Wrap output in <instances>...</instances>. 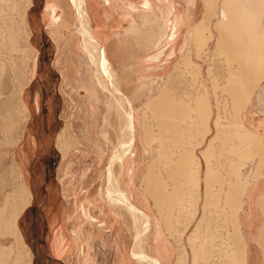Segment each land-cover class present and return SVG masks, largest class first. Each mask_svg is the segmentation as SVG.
I'll return each mask as SVG.
<instances>
[{"label":"crops","instance_id":"1","mask_svg":"<svg viewBox=\"0 0 264 264\" xmlns=\"http://www.w3.org/2000/svg\"><path fill=\"white\" fill-rule=\"evenodd\" d=\"M179 3L181 7H184H182L183 11L186 12L187 15H189V12L194 13L195 11V19L192 21V23H196L200 19H197L196 15V8H198V5L197 7L196 5L194 7V4H187V6L180 0ZM179 3H174V5H176L177 8H180ZM118 6H120L121 9L123 8V13L121 14V17L118 18V20L120 19L121 21L125 18L127 19V22H129V26L125 31L126 35H128L130 32H137L141 34L143 31H145L140 25L137 24L136 21V19L139 17L142 18L145 22L149 21L147 20L146 14L144 17L142 13L144 11L145 13L150 12L151 15L152 13L154 14L156 18L152 19V24H150L152 25V27L156 25V19L157 17H159V14L157 13V9L156 12L154 9H150V5H147L144 2L138 4L136 0H123V3H114V0H112V3H107L104 9L108 11L109 9L113 8L114 12H120ZM167 6L169 7L170 5L167 4ZM97 10H99V7ZM161 17L164 18V15H162ZM96 18L98 20V24L96 25L98 29L96 36L99 38L100 43H102V45L106 49V53L108 54L114 69L121 77L122 82V79L125 78L124 74L127 68V65H125L124 63V58L112 59V55L108 51L110 43L116 41L115 38L118 37V33H111L109 26L105 28V23H102L99 20L98 14H96ZM163 20L164 21L162 22L164 24V29L166 30V28L168 27V23L165 19ZM188 27L190 28V26ZM189 28H182V33L186 32V29ZM163 32L165 31H161V34L159 32L160 36L158 37L157 41H154L153 39V32H148L153 40L152 42H154V44L158 46V51L155 52V54L150 55L147 59L142 58L140 60H150L153 55L162 53L160 46L162 45V38L165 37V34H163ZM123 41L120 40V43H123ZM124 42H127V40L125 39ZM192 43L194 42L192 41ZM163 44H165V42ZM183 47L184 46H182L181 49L182 57L184 54ZM165 53L167 54V51ZM162 55L160 58L164 59L165 55ZM174 55L175 56H173V58L177 56V52H175ZM117 60L121 65H125L124 72H121L119 68L115 66V62ZM141 66L142 72H140V75L138 76V80L140 81L141 85L146 86L147 82H145V80H147L149 77H153L152 83L159 82L157 81L156 76L162 75V66H159L158 69L152 66V68L148 71H146L147 66ZM154 69L156 71H154ZM155 72H157V74H155ZM142 76L145 77L143 78ZM141 78L143 79V81ZM163 87L164 84H162L160 90H162ZM263 88L264 85L256 92L254 96H252L253 94L251 96L246 95L247 97L245 99L243 108L241 109V112H239V114L237 113L239 116L235 118L233 117L236 116L234 113L233 115H229L230 117H228V115H219L218 118L216 117V115H213V117H211L213 119H208V117L200 114V109H196L197 103L195 102V100H193V105L190 103H188V105L191 106L190 109H192L194 113L190 116L191 119H186L184 122L183 119L180 118L174 119V121L176 120L175 122L177 123L172 121L173 119H155L154 121L152 119L154 123L152 122L150 124L151 119H147L150 124V131L152 130L153 132L151 131L150 135H148V131L145 130L146 135L143 144L142 171L144 186L142 250L145 254V257L143 261H141L142 263L135 260L136 257L131 255L130 253L134 249H136L138 242V240L136 241L134 238L136 235V226L134 225L135 218H132L129 215H123L124 217H121L122 214L119 212H113V214L112 212H106L101 209V199L99 198V191L102 189L103 185L99 187L97 191V195L92 203L93 206H87L86 202L80 204L78 203V200H76V203H78L77 210L73 211V213L70 212L72 213L71 216H69L70 213L68 212L66 215V223L62 222L63 225L66 226V229L68 231L59 227V231H55L54 233L57 234L62 241H60V243L63 244V247L60 248V252L62 254L69 253V251L73 248L71 250L72 255L70 254L69 256L71 257V259L68 260L65 259L64 256H58L59 252L57 253L55 252L56 250L54 251L53 249L52 253L54 257L49 254L48 258H50V260L56 261V264H60L59 261H61L62 264H102L98 259L91 257L92 251L94 250L95 252H97L96 248L98 247L97 243L99 241H102L103 246H107L110 242L107 237H109L110 235L113 238V241L110 237L109 238L111 239V242H114L113 246L116 249L115 256H118V259L112 264H264ZM145 90L146 87L140 94L145 95ZM160 90L157 93H159ZM122 91L126 95L131 97L133 102L135 101L134 97L136 95H130L124 89L123 83ZM87 92L89 99L87 101V106L90 108H87V110L85 108V110L87 111V114L85 115V121L87 122V124L85 125L86 145L89 148L95 147L99 155H102L103 150L105 151V147L101 143L97 142V138L93 136L98 133L99 136L103 138L101 131L104 126V121H102V124L96 123V121H99V119H97V117L96 119H94V115L97 114V116H100L102 103H104V106L107 108L105 104L106 98L104 99L102 95H98L96 96L97 99L93 101L94 99L92 100L91 98H89L90 91L88 90ZM56 93L58 96V91ZM59 93L62 96L60 90ZM204 93L205 92H201L200 94L194 95L193 97H203V101L206 100L205 102H208L207 95L206 93ZM155 95H153L147 102L152 100ZM34 96L35 95H32L31 93V104H33V106L35 105L36 109L33 110L32 113L37 112V117H39V113H41L42 119H40L39 123H35L36 125L34 124V121H36V119H32L30 124L33 129L30 135H28L26 127L23 130V134H26V136L24 135L23 137L22 145L24 156L21 159L19 158L20 161H17L18 163L20 162L19 165L21 167V170L24 171L30 169L32 170L35 157L38 158V154L44 150L43 148L49 139L52 138V140H55L56 138V144L58 143L59 137L60 139L62 138L61 135L64 127V122H61L63 120L62 116V119L58 118L60 113L59 107L55 108V119L48 118L46 115L47 108L44 105V101L46 98H43V101L40 102V106L37 107ZM147 102L144 105H146ZM178 103H180V101H178ZM181 103L184 105L183 102ZM105 117H108V119L110 118L112 123L113 120L116 119L114 113L110 112L108 109L106 115L103 114L102 119H105ZM31 118L32 117L30 116V119ZM73 118L74 117H72V114L70 113L68 115V119ZM221 118H231L233 119V121L230 119V121L224 123V120H222ZM59 121L60 123H62V126L58 130V135L55 133L53 135L50 130L48 131L47 125L52 126L56 122L59 123ZM41 124L43 132L45 133V135H47L46 139L43 138L44 134L41 133V129H39V131H35L36 133L33 132L34 130L38 129ZM70 124H74V122H71ZM174 124H178L179 126H176ZM237 124H240V126ZM170 125L174 127H170ZM36 126H38V128H36ZM168 126L172 130L168 128ZM163 127L166 129H170L171 131L176 129V136H173L174 138L177 137V140L175 141L176 144L175 146H173L174 148L171 146L169 147L170 144L165 142V145L162 144L160 146V149L162 151H166L163 152L165 153L164 156L167 157L168 155H170L165 159L170 160L171 158L169 157H172V159L171 162L169 161L168 163H152L153 151L148 146L149 138L152 136L151 134L158 130V139L159 137H165L164 139H171V137L167 138V136H170L171 131H166ZM69 128L70 129L66 131V134L68 133L69 136H72L76 145L82 146V143L80 142L81 137H78V134L75 132V130H73V127L69 126ZM238 128L241 129V131ZM224 131H227V133H225ZM228 131H230L231 133H229ZM114 132L117 131L114 129H110L111 139ZM233 132H236L235 135ZM172 134L173 132H171V135ZM177 135L180 136V138ZM164 139H161V141ZM111 141L113 142V140ZM222 142H225L224 146L222 145ZM70 144H72V142ZM236 145L238 148H236ZM59 146L60 144H57L58 148ZM165 146L168 148H166ZM17 150L19 151V148ZM59 150L61 152V159L58 161L59 163H57V165H59L58 167L56 166L57 170L62 163L63 157L61 149ZM59 150L56 149V158L60 155ZM156 151L154 152V157H157L158 155ZM161 152L160 155L163 154ZM235 152L240 156L236 158L237 154ZM193 156L195 158H193ZM50 157L51 156L48 157V160L50 159ZM97 157L98 156H96V159ZM184 158H187L185 159L187 161H184ZM181 161L184 162L182 163ZM45 162H47V160H45ZM178 162L180 163V166ZM186 162L190 164H187ZM173 163L174 165L176 164V168L174 167ZM104 168L105 164L102 168L101 173H103ZM106 168L109 169V165H107ZM178 171H183V173H179ZM176 172H178V174L175 175ZM234 177H236L235 179L237 184L235 183ZM46 186L47 183H44L40 186V188L44 189ZM62 190L65 193L66 188L63 189L62 187ZM88 195H86V197ZM53 198H55V196H53ZM55 204H57V202ZM230 204L232 206H230ZM58 206L60 208V205ZM97 206L100 211H98V208L96 210ZM94 211H96V214H99V212H101L103 214L102 218L94 216ZM61 214L63 213L60 212V214L55 215V217L53 218H57L56 220H58L56 221L58 222L56 225L52 224L51 220L53 219H51V217H48L50 224H52L50 225V229L60 223L59 221L61 220ZM121 220H123V222L127 226V229L133 235V243L129 251L127 250V243L124 239L123 234V231L125 230L120 226ZM130 220H132V223H129ZM51 233L52 231L49 232V234ZM229 233L231 236L229 235ZM234 252H236V255H234ZM76 253H78L80 257L79 260V257L76 256ZM73 254L75 255V259L72 258Z\"/></svg>","mask_w":264,"mask_h":264},{"label":"rangeland","instance_id":"2","mask_svg":"<svg viewBox=\"0 0 264 264\" xmlns=\"http://www.w3.org/2000/svg\"><path fill=\"white\" fill-rule=\"evenodd\" d=\"M5 1L6 0H0V6H2V8H0V17H1V21H0V66L1 67L0 68L4 67V72L2 71L1 72L2 74H0V215H1L0 222L1 220H3L1 211L3 207L6 205V202L9 199L14 198L15 195L20 196V198L23 197L24 195L22 196L23 191H22L21 185L27 183L33 195L31 198V203L29 204L25 212L22 213L19 218V227L21 231L23 232L22 234L24 236V240H25L24 242H26V244L28 245L32 253V264H56L55 262H52L50 258H48L49 254L52 255V249L54 251L56 250L55 252L57 253L59 252L58 256L60 257L64 256L65 259L70 260L71 257L69 256L70 254L72 255L71 250L73 248L69 251V253L62 254L60 252V248L63 247V244L60 243L61 240L60 238H58L59 236L57 234H54L55 231L58 232L59 227L64 230H67L66 226L63 225L64 222L66 223V217H67L66 215L68 212L73 213V211L77 210L78 203L82 204L83 202H86L87 206L89 207L93 206L92 203H93L94 198L97 195V191L99 187H101L102 185L103 187L105 186V180H106L104 177L105 168L107 167L109 163V159L113 156L115 146L118 145L119 141L122 140L121 131L124 126H123V122H121L120 119H118L117 114L115 112L118 110L116 104H115L116 105L115 107L114 105H112L114 108L113 113L116 118L113 120V123L111 122V119H107L108 117H105L106 119H102L103 114L106 115L107 109H110L109 101L107 102L108 98L111 100V102H114V101L116 102V100L119 99L120 95L121 97L131 98L122 91V83H123L124 89L130 95H136L134 97L135 101L133 103H134V108L136 110V115L139 117V119H137V124H136V128H137L136 135H138L137 137L139 141L137 142V149L138 150L140 149V151H142L143 150V143H142L143 108L142 107L145 106L144 104L160 90V87L162 86V84L166 83V80H168V76L170 75V73L175 71L174 68L178 64V62H180L181 57H182L181 49L184 43L186 42V32L182 33V35L176 39V44L174 43V45H172V46H175L174 48H172V46H168L169 49H167V54H165L164 59H162L161 61L155 60L152 62V65L157 69L159 66H162V70H161L162 75L156 76L157 77L156 79L159 82L152 83L153 77H149L147 80H145V82H147V85L143 86L140 84V81L138 80V76L140 75V72H142L141 65L147 66L149 62H151V59L146 60V61L140 60V59L142 58L147 59L150 55L155 54V52L158 51V46L154 44V42H152L153 40L150 37V34H148V32L152 31L153 39L154 41H157L158 37L161 34V31H164V24L162 22L163 19L161 17L163 15L162 14L163 12L161 11V9L157 10L159 17H157L156 25H154L153 27L151 25L152 24L151 20L156 18L154 14L151 15L150 12H147V13H145V11L142 12L144 17L146 14L147 20L149 21L145 22L140 17L137 18L136 21H137V24L140 25L142 29L145 31H143L141 34L137 32H130L128 35H126L125 31L129 26V22H127V19L125 18H124L125 20L124 19L121 20L122 22L120 21V19L118 20V18H120L121 14L123 13V8L121 9L120 6H118V9L120 10V12H114L113 8L106 11L104 7L105 5H107V3H105L104 0H97V3L95 1V5H94V8L96 9L95 13L98 14L99 20L102 23H105V28L109 26L111 33L112 32H114L115 34L118 33V37L115 38L116 41L113 43L112 42L110 43L108 51L112 55V59L124 58V63L125 65H127V68L125 71V67H124L125 65H121L118 60L115 62V66L118 67L121 72L125 71V74H124L125 78L122 79V82H121V77L119 76V74L117 73V71L114 69L112 65V69L117 75V81L121 89V94L114 92L115 94V98H114L107 93H104V92L102 93V91L101 90L99 91V89L95 90L94 88L90 87V85L87 84L86 78L84 77V75L90 78L91 72L88 71L89 68H88V63L86 61L87 60L86 57L84 55H81V48H82L81 43H80L81 39L77 37L78 40L77 39L74 40L70 44V46L66 44L65 38L63 36L66 35L67 33L75 35L74 31H75V27L77 24V18L74 16L73 13H70V9H68V7H66V4H64L66 3V0H60V1L63 4L62 9H65V16L63 15L64 17L63 20L66 23V27L64 28L67 31L59 27L58 29L56 26L57 23H54V19H52L51 14L49 13V6L51 4V1L53 0H32L33 3L30 7L26 8L27 10L24 7L26 0H7L6 2ZM174 1L177 4L179 2V0H174ZM118 2L123 3V0H114V3H118ZM136 2H138V4L142 3L141 0H136ZM162 2L159 1L160 4L162 3L161 6L164 8H166L167 4H169V1L167 0H163ZM183 3L187 5L188 2L185 0L183 1ZM98 7H99V10H97ZM62 9L59 13V16L63 14ZM203 11H204V2L203 0H199V6L197 8V13H196L197 19L202 17ZM23 13H25L24 14L25 28L24 26H22V20H21ZM8 17L14 20V24L12 27H14L15 30L18 31L20 28L22 30L23 28V31L25 33L26 31H28V33L31 34V37L29 39L27 40L25 39L23 40L25 42L21 41V43L18 44V47H17L18 50L16 51L11 49V46L8 41L9 30L6 27V24L9 25V23L6 22V20H9ZM216 20L217 19H215V21ZM93 24L95 28L96 27L95 22H93ZM55 28H57L58 30ZM55 35L57 36L55 37ZM125 39L127 40V42H124ZM120 40L121 41L124 40L123 43H120ZM191 44H192V51H193L192 53L193 55H191L192 59H190L189 61L187 60L188 62L186 61L183 63L182 65L183 67L180 70L182 74L180 73L178 77V82H179L178 84L181 86L179 85L176 86V88L178 87L177 88L178 90L175 89V87L173 86L174 88L170 89L171 92L167 91L168 95H171L172 97L176 99L178 98L177 100L180 102L187 103V104L190 103L193 105L192 97L196 94L197 95L200 94L201 92H203V90H205L206 95L208 94V96H210L209 101L213 100L212 101L213 103L211 101L210 102H211V106L213 107L212 112H214L213 113L214 115H216V113H219L220 111L221 112L219 113V115L233 114L232 110L234 109V107H233L232 99L229 95L230 93L227 92L228 91L227 88L225 89L223 86H221L223 83L228 82L227 79H229L228 77L230 75L227 73L225 74L223 71L218 69V68H221L220 66L223 67L224 64L222 63L223 60H221L223 59V56H220L219 52L216 51V48H217L216 41L210 42L209 46H206L205 49L203 48L201 50L197 48L196 44L194 45L193 43ZM167 45L168 44L164 46L162 44L160 46L161 51H164ZM28 47L29 49H31V53H32L31 59L29 60V65L31 66L26 69L25 61L29 56ZM175 48H176L177 56L174 58H169V54H171V52L174 51ZM19 49L25 50L26 52L24 53L23 51H20ZM198 50L200 51L199 55H198ZM206 50H209V51H206ZM45 56H47V58ZM196 56L197 57L199 56L198 57L199 59L196 58ZM167 60L170 63L169 64L166 63L165 65H162ZM38 62L40 65H42L41 66L42 70L39 69V71L38 70L35 71L34 66L36 65L39 67ZM189 62H191L192 64L191 63L189 64ZM198 63L203 64L204 66L203 68H206L210 64H211L210 65L211 67L213 66L212 74H211L213 75L215 73L213 76L207 77L204 72L205 70L204 71L202 70L204 73L203 75L206 79L205 81H206L207 87L209 85L208 92H206V89H204V86H202L203 84H201L203 82L201 73H200L201 76L199 74L196 75V73H198L197 68H196V66H198L197 65ZM146 69L148 70V68ZM155 74H157V72H155ZM246 76L248 78V75ZM18 77L20 78V80L22 78L23 83L24 82L26 83L29 79V84L25 87L24 97H23L26 109L30 108V110L32 111L36 110L35 105L33 106V104H31V101H32L31 93L32 95H35L34 100H35L37 107L40 106V102L42 101V98H43L42 88L45 87L47 90H50L49 92H51L50 94H52L51 96H53V98L55 96L57 98L59 97V99H57L58 104L56 103L53 107L52 105H49L51 98L49 100L47 99L46 101H44V105L47 108L46 115H48V112H51V109L49 108L52 107V111L54 113L55 112L54 108L59 107L60 113H59L58 118L60 119L62 116L63 120L61 122L62 123L64 122V127H63L62 135H61L62 138L60 139L59 137V140L57 143V144H60L59 148L57 147L56 139L55 140H52V138L49 139L43 148L44 152L43 151L40 152L38 154V158L35 157L34 166L32 167V170L30 169L27 171L21 170L20 165H19L20 162L18 163L17 161L18 158L16 157V154L18 152L17 149L23 147L22 146L23 137L24 135L26 136L25 133L23 134V130L25 129V127L28 132V135L31 134L32 126L30 122L32 121V118L30 119V116L32 114L29 113L26 119L21 114L20 109L17 108L16 98H17V92L19 90L17 86ZM34 81H36V83ZM213 82H217L216 85L218 87L214 88L213 86H211ZM42 83L44 85H42ZM263 85H264V76L258 78L256 81L254 80V83L251 86L247 87L248 88L247 93L249 95L253 94L252 96H254L256 92ZM145 87H146V90H145L146 94L145 95L140 94L141 92H143L142 90ZM184 88H186L187 90ZM92 89H94L95 97H91ZM59 90L61 91L62 96L60 95ZM88 90L90 91L89 98H91L92 100L94 99L93 101L97 99L96 96L98 95H102L104 99L106 98L105 104L108 107L106 108L104 106V103H102L100 116H97V114L94 115V119H96V117L97 119H99V121L95 120L96 123L102 124V121H105L107 123L105 124L104 122V126L101 131V134H103L104 131L105 133L108 131L106 133L107 138L100 137L98 133H96L93 136L97 138V142L101 143L105 147L104 148L105 151L103 150L102 155H99L95 147L89 148L86 145L85 125L87 124V122L85 121V115L87 114V111H86L87 108H90L87 106L88 104L87 101L89 100L88 92H87ZM216 90L219 94L216 92ZM57 91H58V96L56 93ZM63 101H64V104H63ZM61 103L63 104V106ZM216 104L220 107V109L219 107H217L216 109L214 108L216 107L215 106ZM48 105H49V108H48ZM223 107H224V110H223ZM189 112L191 115L193 114L192 109H189ZM53 113L52 114L49 113L50 114L49 118H54L55 113H54V116H53ZM70 113L72 114V117H74L73 119H68V115ZM152 113L153 112L151 111L147 115L148 117L147 119H150L149 117H151L150 121H152L153 116H155V114H152ZM39 115L40 116L38 119H42L41 113H39ZM190 116L187 115V116L182 117L181 119H183V122H184L186 119H191ZM155 119L157 118L154 117L153 121ZM222 120H224L223 121L224 123H227L228 121H230V119H222ZM71 122H74V124H70ZM62 123H60V121L59 123L56 122L57 124L56 127L58 128L56 131L57 135H58L59 128H61L62 126ZM118 125H120L121 128ZM69 126L74 128L73 130H75V132L78 134V137H81L80 142L82 143V146L76 145L72 136H69L68 133L66 134V131L70 129ZM56 127H55V130H56ZM106 127L107 129L105 130ZM39 128H41V126ZM110 129H114L117 131L112 134L113 136L112 139H111ZM35 131H39V129H36L33 132L36 133ZM158 132L159 131L154 132L153 140L149 138V148H151L153 151L152 163H156V162L166 163L165 158L167 157L163 156L162 154L160 155V152H159L160 146L163 144L162 142H165V141H166L165 143H169V144H174L176 142L172 138L164 139L163 141L158 140V138L156 137L159 134ZM111 140H113V142ZM71 142L72 144H70ZM224 144L225 142H222L223 146ZM56 149L58 150L61 149L64 152V155L62 157V163L59 169L58 170L55 169V173L51 175V178L49 179L50 183L47 184V186L52 185L53 190L48 193L47 190H45L46 188L41 189L40 186L44 184L46 180V176H47V173H46L47 167H46L45 160H48L49 156H52V155L55 156ZM155 151L158 153L157 157H154ZM96 156H98L97 159H96ZM236 157H238V155H236ZM57 158H58V161L61 159V152H60L59 157ZM102 161L105 163H103ZM104 164L106 165H105L103 173H101L102 168L104 167ZM116 168H115V174L120 175L121 169H119L118 167ZM142 172L143 171L141 170V172L137 173V177L135 179L137 183L135 186H136V189H138L139 191H141L138 185L140 183V177L142 175ZM62 187L63 189L66 188L65 193H63ZM103 187L101 190H104ZM86 189H88L89 191ZM101 190L99 191V193L101 192ZM55 195H57L56 202L58 205H60V212L63 213L61 214L62 216L60 217L63 223L60 220L59 225L52 227L50 229V226L48 225V221L45 218V215L46 217H51V215L49 216L51 212L50 209H51V206L52 207L54 206L52 205L51 202H55L56 199L52 198ZM86 195L88 196L86 197ZM18 200L20 201V199L17 197L13 204L15 205V203H17ZM76 200H78V203H76ZM97 208L98 206L96 207V210ZM98 211H100L99 208H98ZM37 212L39 214L38 215L39 221H40L39 225L36 220L37 215L35 214ZM72 213H70L69 216H71ZM93 215L98 218L99 217L102 218L103 216L101 212H99V214H96V211L93 212ZM9 217H10V210H8V213L4 216V218L6 220H9ZM130 222L132 223V220H130L129 223ZM2 223H0V226ZM2 226L4 227V224H2ZM120 226L122 229L125 230L123 231V234H124V239L126 240V243H127V250L129 251L133 243V235L127 229V226L125 225L123 220H121ZM0 229L2 228L0 227ZM3 231L5 232H2L0 230V250H1L0 251V264H31L30 256L26 254V251H23L24 249H21L22 247L18 245L14 236L11 234H7L5 228H3ZM50 231H52L51 233L52 236L51 234H49ZM37 232H39V235H40L38 236V238L35 235L37 234ZM39 237L43 239L42 247L39 246V243H41V241H39L40 239ZM109 237L113 241V238L110 235ZM109 237H107V239H109L110 242L107 246H103L102 241H99L97 243L98 247L96 248L97 252H95L94 250L92 251L91 257L98 259L99 262L102 264H112L114 261L118 259V256H115L116 249L113 246L114 242H111V239ZM34 248H37L36 250L37 252H39L38 256L35 254ZM74 254L72 258L75 259ZM76 256L79 257L78 253H76ZM79 259L80 257L78 258V260ZM59 262L60 264H62L61 261Z\"/></svg>","mask_w":264,"mask_h":264},{"label":"bare ground","instance_id":"3","mask_svg":"<svg viewBox=\"0 0 264 264\" xmlns=\"http://www.w3.org/2000/svg\"><path fill=\"white\" fill-rule=\"evenodd\" d=\"M95 1L97 3V0H66V3L63 2L64 4H66V7H68V9H70V13H73L74 16L77 18V24H76L75 31H74L76 36L74 34L67 33L63 37L65 38L66 44L69 46L74 40H76V39L78 40V38L81 39L80 40L81 41L80 42L81 47H82L81 48V55H84L86 57V59H87L86 61L88 63V68H89L88 71L91 72L90 78L87 77L86 75H84V77L86 78L87 84L90 85V87L94 88L95 90L99 89V91L101 90L102 93L103 92L107 93L110 96L115 98L114 92L121 94V89H120L119 83L117 81V75L114 72V70L112 69V63L109 60V57L107 56L103 45L100 43L99 38L96 36L98 29L96 27H95L96 28L95 29L94 24H93V22H95V26L98 24V20L96 18V13H95L96 9L94 8ZM159 1L162 2L163 0H143L142 1L145 4L150 5V9H154L155 12H156V9L157 10L161 9V11L163 12L162 14L164 15V18H162V19H165L166 22L168 23V25H167L168 27L166 28V30L164 29L165 32H163V34H165L164 35L165 37L162 38V44L164 42H165V44H163L164 46L166 44H168L167 47L165 48L166 50L161 51L162 53H159L158 55L156 54L151 58V62H149L148 65L146 64L148 70L152 68V66H153L152 62L153 61H155V60L161 61V59H163L160 57L162 54H164V55L166 54L165 51H167V49H169L168 46H172V45H174V43L176 44V39L181 36V33L183 31L182 28H185V27L189 28L188 26H190V28L186 29L187 40H186L185 44L183 45L184 46L183 47L184 48L183 49L184 54H183V57L181 58L180 62H178V64L175 66V68H174L175 71L170 73V75L168 76V80H166V83H164L163 89L161 88L162 90H160V92L157 93L153 97L152 100L147 102V104L142 107L143 108V114H142V143L143 144H144V139H145V135H146L145 130L148 131V135H150V133L152 131V130L150 131V124L153 121H150V124H149V121L147 120V118H148L147 115L151 111L153 112L152 114H155V116H153V119L155 117V118H157V120L158 119H161V120L162 119H173L172 121H174V119H177V118L181 119L183 116H187V115L190 116L191 115L189 112V109L191 106H189L186 103H184V105L181 102L178 103V101H177L178 98L176 99V98L172 97L171 95H168L167 91H170V89H173L174 87L176 89V86L179 85L178 84L179 83L178 77L181 73L180 70L183 67L182 66L183 63L186 62L187 60L189 61L190 59H192V57H191V55H193L192 54L193 53L192 44H191L192 41L194 42L193 45L196 44V46L199 50H201L203 48L205 49L206 46L210 45V42L216 41V47H217L216 51L219 52L220 56H223V59H221V60H223L222 63L224 64L223 67L220 66L221 68H218V69L223 71L225 74L227 73L230 75L228 77L229 79H227L228 82L223 83L221 86H223L225 89L227 88L228 89L227 92L230 93V94L229 93L228 94L230 95V97L232 99V103H233V107H234V109H233L234 111L232 110L233 112L232 111L231 112L233 114L235 113V115H236V116H233L234 118L239 116L238 114H239V112H241V109L243 108V105L245 103V99L249 95V94H247V90H248L247 87L251 86L254 83V80L256 81L258 78L264 76V0H203L204 11H203L202 17L196 23L195 22L192 23V21L195 19V11H194V13L189 12L188 13L189 15H187L186 12L183 11L184 7L182 6L183 7L182 8L180 5L181 2L180 3L178 2L180 8H177V6L174 5V3H175L174 0H167V1H169L170 6L169 7L167 6L166 8H164L161 6V4L163 2L160 4ZM183 1H185V0H183ZM183 1H182V3H183ZM186 1L188 2L187 4H190V5L194 4V7H195V5H196V7H197V5L199 6V0H186ZM104 2L111 4L112 0H104ZM32 3H33L32 0H26L25 6H24L25 9L30 7L32 5ZM1 5H3V4H1ZM62 7H63V4L61 3L60 0H58V1L53 0V1H51V4L49 6V13L51 14L52 19H54V23H57L56 24L57 28L58 27L63 28V30H64L65 29L64 27H66V23L63 20L64 19L63 15L65 16V9H62ZM192 7H193V5H192ZM0 8H2V6H0ZM61 9H62L63 14L61 13L62 15L59 16ZM24 14L25 13H23L21 20H22V26H24V28H25ZM215 19H217V20L215 21ZM0 21H1V17H0ZM6 22L9 23V25L6 24V27L9 30V32L7 31L9 33V35H8L9 44L11 46V49L16 51V50H18L17 49L18 44L21 43V41H23L25 39L26 40L29 39L31 37V34L28 33V31H26V33H25L23 31V28H22V30L20 28L18 31L15 30L14 27H12L14 24V20L11 18H9V20H6ZM57 28H55V29H57ZM65 31H67V30L65 29ZM3 36H4V34H3ZM56 36L57 35H55V37ZM192 37H193V40H192ZM5 38H6V36H5ZM23 42H25V41H23ZM174 47L175 46H172V48H174ZM206 49H208V48H206ZM28 50H29V56L25 61V68L26 69L31 66V65H29V60L31 59L32 53H31V49H29V47H28ZM199 50H198V55L200 54ZM20 51H23L24 53L26 52L25 50H20ZM206 51H209V50H206ZM175 52H176V48L174 51L171 52V54H169V58H173V56H175L174 55ZM198 57L196 56V58H198ZM166 63L169 64L170 62H168V60H167L162 65H165ZM190 63L191 62H189V64ZM143 64H144V62H143ZM197 65L198 66H196V68H197L198 73H196V72L195 73H196V75H198V74L200 75V73H201L202 78H203V82L201 84H203L202 86H204V89H206V92H208L209 85L207 87V84L205 81L206 79L203 75L204 74L203 71L205 70L204 72H205L207 77L213 76L215 74L214 73L213 75H211L213 66L211 67L210 66L211 64H210L207 67L205 66L206 68H203L204 67L203 64L198 63ZM34 68L36 71L37 66L35 65ZM199 68H200V70H199ZM163 69H164V67H163ZM148 70L146 69V71H148ZM2 71L4 72V67L0 68V74H2L1 73ZM224 73H222V74H224ZM246 75H248V78ZM242 76H243V78H242ZM244 76H246V77H244ZM235 77H237V78H235ZM198 78H200V77H198ZM202 78H201V80H202ZM209 79H211V78H209ZM223 79H224V77H223ZM17 82H18L17 86L19 89L17 92V98H16L17 108L20 109L21 114L24 116V118L27 119L28 114L29 113L32 114L31 112H33L32 110H30V108H28V109L25 108L26 106H25V103L23 100L24 90H25V87L29 84V79L26 83L25 82L23 83L22 78L20 80V78L18 77ZM216 83L217 82H213L212 84L211 83L210 84H211V86L216 88V87H218L216 85ZM179 86H181V85H179ZM232 86H233V88H232ZM230 87L232 88V90ZM192 88H194V87H192ZM94 89H92L91 97H95L94 96L95 95ZM184 89H186V88H184ZM202 90H200V91H202ZM263 91H264V88H263ZM203 92H205V90H203ZM216 92H217V90H216ZM97 95H98V93H97ZM209 97L210 96H208V94H207L208 102H205L206 101L205 98H204L205 101H203V99H202L203 97L199 98L198 96H196L195 98L192 97V99L194 98L193 100H195V102L197 103L196 109H200V111H199L200 114L208 117V119H213V118H211L214 115L213 114L214 112H212L213 107L211 106V102L213 100L212 101L210 100L211 101L210 102ZM217 98H218V96H217ZM108 101L110 104L109 105L110 109H108V110H110L112 112H114L113 111L114 108L112 105H114V107L117 105L118 110L115 112L117 114L118 119H120V121L123 122L124 127L122 128V131H121L122 132V140L119 141V144L115 146L113 156L109 159V163H108L109 169L105 168V171H104V177L106 180H105V186L103 187L104 190H101V192H100V197H99L101 199L100 205H101V209L106 211V212H112V213L113 212H119L122 214L121 217H124L123 215H129L132 218L133 217L135 218L134 219V225L136 226V235L134 238L136 241L138 240V242H137L136 249H134L130 253H131V255L136 257L135 260L141 262V261H143V259L145 257V254L142 250V241H143V238H142V234H143V186H144L143 172H142V175L140 177V183L138 185V187L140 188V190L142 192L139 191L138 189H136V186H135L137 184L136 180H135L137 177V173L141 172V170H142L141 162L143 163V150L140 151V149L139 150L137 149V142H139V141H138V137H137L138 135H136V132H137L136 124H137V119H139V117L136 115V110L133 106V100L131 98L121 97V95H120L119 99H117L116 102L115 101L111 102V100L109 98H108L107 102ZM246 101H249V100H246ZM228 105H229V103H228ZM215 106H216V107H214L215 109L217 107H219L217 104ZM219 109H220V107H219ZM223 110H224V107H223ZM219 113H216V117L219 116ZM228 117H230L229 114H228ZM149 118L151 119V117H149ZM145 119L147 120V124H146ZM231 120L233 121V119H231ZM107 122H108V120H107ZM234 122H235V120H234ZM175 123H177V122H175ZM105 124H107V123L105 122ZM171 125H173V124H171ZM171 125H170V127H174ZM174 125H176V124H174ZM237 125L240 126V124H237ZM118 126L120 127V125H118ZM164 126H165V124H164ZM217 126H218V124H217ZM170 127L168 126V128H170ZM106 129H107V127L105 128V130ZM164 129L166 131L172 130L171 128H170L171 130L166 129V128H164ZM174 130L171 131V132H173L172 135L170 132V136H167V135L166 136H167V138L171 137V138H173V140L176 141L177 137H175L176 139L173 137L174 135L176 136V129H174ZM239 130L241 131V129H239ZM220 131H222V130H220ZM228 132L231 133L230 131H228ZM106 133H105V131L103 132V134H102L103 138L104 137L107 138ZM225 133H227V131ZM233 133L235 135L236 132H233ZM151 135L153 136L154 133H152ZM152 136L150 137V139L153 138ZM238 136H240V135H238ZM178 137L180 138V136H178ZM164 138L165 137H162V138L159 137L160 140L164 139ZM162 143L164 144V142H162ZM175 144L176 143H174L173 145L170 144L169 147L170 146L173 147V146H175ZM148 146H149V142H148ZM21 148H19V151L16 154V157L18 158L19 161L23 156ZM166 148H168V147H166ZM173 148H171V149H173ZM236 148H238L237 145H236ZM177 149H179V148H177ZM239 149H240V147H239ZM189 150H190V148H189ZM159 151L161 152L162 150L159 149ZM163 152H166V151H163ZM62 154L64 155L63 151H62ZM164 154L165 153H163L162 155L164 156ZM166 155H167V153H166ZM168 156H170V155H168ZM239 156L240 155H238V157ZM169 158L172 159V157H169ZM187 158H184V161H187V160H185ZM193 158H195V157L193 156ZM171 159L170 160L165 159V160H167L166 162L168 163L169 161L171 162ZM187 164H190V163H187ZM173 165H174V163H173ZM175 166H176V164L174 165V167ZM179 166H180V163H179ZM183 166H184V164H183ZM116 167L121 169V174L120 175L117 174L119 176H117L115 174V168ZM178 172H176L175 175L178 174ZM181 172L183 173V171H181ZM181 172H179V173H181ZM23 176H24V174H23ZM235 178L236 177H234V180L236 183ZM238 181H239V178H238ZM21 188L23 191L22 196L23 195L24 196L20 198V196L15 195L14 198H12V199L8 198L9 200L6 202V205L3 207L2 211H1V214L3 216V220H1L0 223L3 222L2 224H4V227L1 224L0 227L2 229H0V230L2 232H5V231H3V228H5L7 234H11L14 236L18 245H20L22 247L21 249H24L23 251H26V254L30 256V263L32 264V253H31L28 245L26 244V242H24L25 240H24V236L22 234L23 232L21 231V229L19 227V218H20L21 214L25 212V210L27 209V207L31 203V198H32L33 194L30 191L27 183L21 185ZM230 189H231V187H230ZM241 196H242V194H241ZM17 197L20 199V201L18 200L17 203H15V205H14L13 203ZM56 198H57V195H55V198H53V199H56ZM4 200H5V198H4ZM11 200H13V201H11ZM231 202H233V201H231ZM4 203H5V201H4ZM51 203H52V205H54L50 209L51 210V212H50L51 219H53L55 217V215L60 214V208L57 204H55L56 202H51ZM230 206H232V205L230 204ZM8 210H10V217H9V220H6L4 218V216L8 213ZM0 217H1V215H0ZM56 219L57 218L51 220L52 224L56 225L58 223V222H56V221H58ZM52 224H49V226ZM233 225H234V222H233ZM200 229H201V227H200ZM227 234H228V232H227ZM229 235H230V233H229ZM238 245H239V243H238ZM20 246H19V248H20ZM243 246H244V244H243ZM227 253H228V251H227ZM234 253H235L234 255H236V252H234ZM230 259H232V258H230ZM234 263H235V259H234Z\"/></svg>","mask_w":264,"mask_h":264},{"label":"flooded vegetation","instance_id":"4","mask_svg":"<svg viewBox=\"0 0 264 264\" xmlns=\"http://www.w3.org/2000/svg\"><path fill=\"white\" fill-rule=\"evenodd\" d=\"M46 58H47V56H45ZM38 65H39V67L37 66V69L36 70H38L39 71V69L40 70H42V65H40L39 64V62H38ZM35 83H36V81H34ZM35 83H34V85H35ZM42 85H44L43 83H42ZM50 90H47L45 87L42 89V95H43V98L45 99V101L48 99H50L51 98V100H50V102H49V105H55L56 103H57V99H59V97L57 98H53V96H51L52 94H50L51 92H49ZM43 98H42V101H43ZM51 102H52V104H51ZM58 104V103H57ZM49 109H51V112H48V115H47V117L49 118V116H50V114H52L53 113V111H52V108H49ZM55 109V108H54ZM53 109V110H54ZM47 113V112H46ZM50 113V114H49ZM38 113L36 112V113H32V115H31V117H32V119H36V121H34V124L35 123H39L40 122V119H38L39 117H37L36 115H37ZM35 116H36V118H35ZM53 116H54V113H53ZM53 119H55V116H54V118ZM36 125V124H35ZM41 126V128H38V129H41V133L42 134H44V139H46V136L47 135H45V133L43 132V129H42V124L40 125ZM39 126V127H40ZM57 124L55 123V124H53V126H48L47 125V129H48V131L50 130V132H52L53 133V135H54V133L56 134V131H57ZM55 127H56V130H55ZM36 128H37V126H36ZM53 128V129H52ZM31 129H33V128H31ZM47 131V130H46ZM56 139V138H55ZM24 146H25V144H24ZM21 150H22V153H23V148H21ZM24 156V155H23ZM22 156V157H23ZM55 156H57V154L55 155ZM54 155H52L51 157H50V159L49 160H47V162H46V167H47V176H46V180H45V182L44 183H47V184H49L50 182H49V179L51 178V175H53L54 173H55V169H57L56 168V166H58L57 165V163H59L58 162V160H57V158L55 157ZM26 158V157H25ZM46 188V190H47V192L49 193L50 191H52L53 190V186L52 185H49V186H46L45 187ZM44 188V189H45ZM50 196H51V194H50ZM49 196V197H50ZM48 197V198H49ZM36 215H37V217H36V220H37V223H38V225H39V223H40V221H39V217H38V212L37 213H35ZM45 218L47 219V221H48V225L50 224L49 223V220H48V217H46V215H45ZM46 232V231H45ZM45 234V233H44ZM36 236H37V238H38V236H40L39 235V232H37V234H35ZM40 238V237H39ZM39 241H41V243H39V246L40 247H42L43 246V244H42V241H43V239H39ZM35 247V246H34ZM37 248H34V251H35V254L38 256V254H39V252H37V250H36ZM42 254V253H41ZM52 257H54V255H53V253H52ZM41 261V260H40ZM52 262H55V263H57L56 261H53V260H51Z\"/></svg>","mask_w":264,"mask_h":264}]
</instances>
